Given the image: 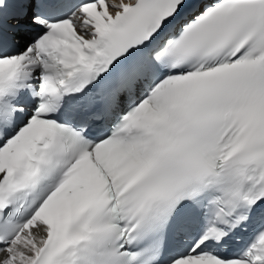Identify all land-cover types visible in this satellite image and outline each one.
Masks as SVG:
<instances>
[{
	"label": "snow or ice",
	"instance_id": "obj_1",
	"mask_svg": "<svg viewBox=\"0 0 264 264\" xmlns=\"http://www.w3.org/2000/svg\"><path fill=\"white\" fill-rule=\"evenodd\" d=\"M0 264H264V0H0Z\"/></svg>",
	"mask_w": 264,
	"mask_h": 264
}]
</instances>
